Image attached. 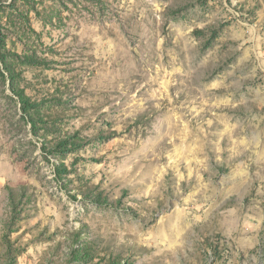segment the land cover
<instances>
[{
    "label": "rangeland",
    "instance_id": "374dc122",
    "mask_svg": "<svg viewBox=\"0 0 264 264\" xmlns=\"http://www.w3.org/2000/svg\"><path fill=\"white\" fill-rule=\"evenodd\" d=\"M0 264H264V0H0Z\"/></svg>",
    "mask_w": 264,
    "mask_h": 264
},
{
    "label": "trees",
    "instance_id": "16d2710c",
    "mask_svg": "<svg viewBox=\"0 0 264 264\" xmlns=\"http://www.w3.org/2000/svg\"><path fill=\"white\" fill-rule=\"evenodd\" d=\"M21 102L24 105V107L28 106V104L24 100H21Z\"/></svg>",
    "mask_w": 264,
    "mask_h": 264
}]
</instances>
